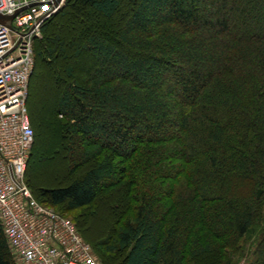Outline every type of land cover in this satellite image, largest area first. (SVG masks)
<instances>
[{
	"label": "trees",
	"instance_id": "trees-1",
	"mask_svg": "<svg viewBox=\"0 0 264 264\" xmlns=\"http://www.w3.org/2000/svg\"><path fill=\"white\" fill-rule=\"evenodd\" d=\"M133 2L120 31L131 52L89 34L96 64L58 98L73 164H91L43 194L77 209L150 176L103 252L123 253V264H190L249 241V264H264V0ZM120 4L66 0L36 43L67 7L112 17ZM224 254L220 264H232ZM0 264H18L1 220Z\"/></svg>",
	"mask_w": 264,
	"mask_h": 264
},
{
	"label": "rangeland",
	"instance_id": "rangeland-1",
	"mask_svg": "<svg viewBox=\"0 0 264 264\" xmlns=\"http://www.w3.org/2000/svg\"><path fill=\"white\" fill-rule=\"evenodd\" d=\"M133 1L135 0H120V7L112 17L90 9L72 13L67 7L65 16L52 20L46 31V42L42 44L40 40L35 45L36 50L41 47L46 56L35 57L27 101L35 141L24 180L40 202L59 211L76 224L102 264H123V253L103 252L98 243L114 239L119 224L132 214V209L137 204L138 192L152 183V180L154 183V179L148 176L149 179H144L142 184L134 187V192L128 190L127 184L111 188L102 192L90 206L71 210L66 203L52 204L43 191L69 184L91 164H73L68 148L70 139L64 134V119L57 114L58 98L66 82L84 80L96 64L95 57L83 47L89 34L98 32L124 51L131 52L120 41V31L132 11ZM57 35L61 37L62 44L56 45L49 41V37L55 38ZM49 48L55 49L51 60L47 58ZM69 68L72 69L71 74L67 72ZM78 148L77 145L75 150L78 151ZM105 245H109V242ZM240 245L238 248H226L220 253L213 252L192 259L190 264H220L223 258L220 254L223 253L224 256L232 254V264H249L255 257V246L249 241H241Z\"/></svg>",
	"mask_w": 264,
	"mask_h": 264
},
{
	"label": "built area",
	"instance_id": "built-area-1",
	"mask_svg": "<svg viewBox=\"0 0 264 264\" xmlns=\"http://www.w3.org/2000/svg\"><path fill=\"white\" fill-rule=\"evenodd\" d=\"M66 0H0V220L18 264H102L76 224L24 180L35 141L28 111L35 43Z\"/></svg>",
	"mask_w": 264,
	"mask_h": 264
},
{
	"label": "water",
	"instance_id": "water-1",
	"mask_svg": "<svg viewBox=\"0 0 264 264\" xmlns=\"http://www.w3.org/2000/svg\"><path fill=\"white\" fill-rule=\"evenodd\" d=\"M58 2L60 1V0H57Z\"/></svg>",
	"mask_w": 264,
	"mask_h": 264
}]
</instances>
